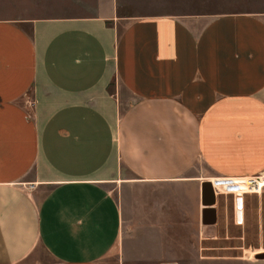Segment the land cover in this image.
I'll return each instance as SVG.
<instances>
[{
	"label": "crops",
	"instance_id": "crops-1",
	"mask_svg": "<svg viewBox=\"0 0 264 264\" xmlns=\"http://www.w3.org/2000/svg\"><path fill=\"white\" fill-rule=\"evenodd\" d=\"M240 4L0 0V264L204 261V185L264 174V10Z\"/></svg>",
	"mask_w": 264,
	"mask_h": 264
},
{
	"label": "rangeland",
	"instance_id": "rangeland-1",
	"mask_svg": "<svg viewBox=\"0 0 264 264\" xmlns=\"http://www.w3.org/2000/svg\"><path fill=\"white\" fill-rule=\"evenodd\" d=\"M241 8H249L261 12L264 10V0H239ZM3 13H0V17ZM117 81L114 79L109 92H115ZM118 179H129L131 175L120 161L116 162ZM220 215L215 226H208L202 235L201 264H264L257 255L264 253V189L260 194L245 195L243 199L244 223L238 225L236 218L237 206L233 194L220 196ZM236 204V205H235ZM49 262L44 251H40L34 259ZM206 259V260H205ZM188 262L187 264H192Z\"/></svg>",
	"mask_w": 264,
	"mask_h": 264
},
{
	"label": "built area",
	"instance_id": "built-area-1",
	"mask_svg": "<svg viewBox=\"0 0 264 264\" xmlns=\"http://www.w3.org/2000/svg\"><path fill=\"white\" fill-rule=\"evenodd\" d=\"M217 193L221 195H228L229 193L235 196L236 201H241L239 211L243 209V199L245 195H258L264 189V174L250 179H238V180H224L216 182L214 185ZM235 189V190H234ZM244 223V220H241ZM160 264H179L176 261H165Z\"/></svg>",
	"mask_w": 264,
	"mask_h": 264
},
{
	"label": "water",
	"instance_id": "water-1",
	"mask_svg": "<svg viewBox=\"0 0 264 264\" xmlns=\"http://www.w3.org/2000/svg\"><path fill=\"white\" fill-rule=\"evenodd\" d=\"M208 198V201H207ZM203 201L204 206L207 207L204 212L203 224L205 226H215L218 223V212L216 209L217 198L216 192L211 183H206L203 188ZM259 260H264V253L256 257Z\"/></svg>",
	"mask_w": 264,
	"mask_h": 264
},
{
	"label": "bare ground",
	"instance_id": "bare-ground-1",
	"mask_svg": "<svg viewBox=\"0 0 264 264\" xmlns=\"http://www.w3.org/2000/svg\"><path fill=\"white\" fill-rule=\"evenodd\" d=\"M235 190V189H234ZM231 194V193H230Z\"/></svg>",
	"mask_w": 264,
	"mask_h": 264
}]
</instances>
